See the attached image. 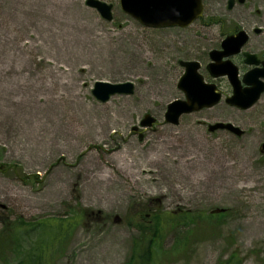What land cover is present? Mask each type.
Returning a JSON list of instances; mask_svg holds the SVG:
<instances>
[{"label": "rangeland", "instance_id": "1", "mask_svg": "<svg viewBox=\"0 0 264 264\" xmlns=\"http://www.w3.org/2000/svg\"><path fill=\"white\" fill-rule=\"evenodd\" d=\"M86 1L0 0V235L9 221L74 220L48 264H125L139 235L136 223L150 210L224 211L220 221L193 227L187 252L167 264H215L233 249L242 264H264V201L256 188L247 189L264 160V92L248 109L231 106L230 82L207 70L210 51L237 30L249 35L242 52L264 60V1L235 0L229 8V0H203V16L166 28L142 25L120 0H102L113 5L108 21ZM230 59L241 75L252 68L242 53ZM193 60L224 96L167 123L168 104L186 99L178 87L180 61ZM97 81H131L135 91L102 102L92 93ZM146 114L156 119L155 130L142 126ZM216 122L244 134L210 131ZM100 125L104 137L90 138ZM130 146L132 167L123 160ZM163 150L187 151L193 160L178 158L157 184L141 170L160 169ZM220 165L226 172L215 186ZM183 231L170 230L165 247ZM6 236L0 264L14 263Z\"/></svg>", "mask_w": 264, "mask_h": 264}, {"label": "water", "instance_id": "2", "mask_svg": "<svg viewBox=\"0 0 264 264\" xmlns=\"http://www.w3.org/2000/svg\"><path fill=\"white\" fill-rule=\"evenodd\" d=\"M245 0H239L244 2ZM87 5L96 8L101 16L113 20V5L102 0H87ZM122 9L148 27L162 28L169 26L186 27L199 17L203 16V0H120ZM235 0H229L228 6L232 8ZM260 32V29H256ZM249 35L244 30L227 36L221 44V49L210 52L211 61L207 69L211 76H226L232 85L231 95L226 94L225 101L235 107L248 109L253 106L264 92V60L256 54L244 52V62L253 66L240 76L239 67L229 58L239 54L248 42ZM185 72L178 81V87L185 93L186 99H175L167 106L165 121L178 124L183 114L213 107L218 104L223 96L215 83L206 82L199 72L198 61H181ZM135 91V84L131 81L111 83L97 81L92 89L93 95L100 101L106 102L116 94L131 95ZM142 126L156 129V119L151 114H146L141 121ZM155 125V126H154ZM137 127L134 128L136 130ZM228 130L238 136L244 134L239 126L231 122H216L209 125L210 131ZM140 138L143 134L140 133ZM264 149V143L262 144Z\"/></svg>", "mask_w": 264, "mask_h": 264}, {"label": "trees", "instance_id": "3", "mask_svg": "<svg viewBox=\"0 0 264 264\" xmlns=\"http://www.w3.org/2000/svg\"><path fill=\"white\" fill-rule=\"evenodd\" d=\"M224 211L199 212L191 210L163 211L154 208L138 219L139 235L134 241V249L125 264H167L170 260L186 253L190 238L194 235L197 224L212 225L225 215ZM76 221L55 219L54 222H31L19 219L5 224L0 237L6 236L9 251L14 253V263L9 264H48L64 239L74 228ZM185 228L176 235L173 245L166 248L164 240L170 230ZM6 233V235H5ZM35 236L36 238H33ZM35 239V240H34ZM215 264H242L238 249H233L225 259H219Z\"/></svg>", "mask_w": 264, "mask_h": 264}, {"label": "bare ground", "instance_id": "4", "mask_svg": "<svg viewBox=\"0 0 264 264\" xmlns=\"http://www.w3.org/2000/svg\"><path fill=\"white\" fill-rule=\"evenodd\" d=\"M264 1V0H263ZM108 127H106L105 132L107 131ZM103 134V136H101ZM89 137L90 138H95L97 137L98 139H102L104 137V129L102 127V125H100V129L99 130H95L94 127L92 126V132L89 133ZM183 144L187 145L188 143H186L185 140H182ZM119 145H115L113 147L114 150H119ZM157 149V148H156ZM249 152H252L251 150H249ZM124 156H123V160H126V162H128V165H130V167H132V156L130 153H132V147H127L124 151ZM137 153V152H136ZM190 155L187 153V151H182L179 154H172V152H167L166 150H163L161 153L160 158H162V166L160 169H156V170H151V169H146V170H141L142 172H146L151 176L152 180L156 181L157 184H159V179H158V174H161V180H162V174H167L168 170L170 171H174L173 169V165L178 162V158H182L183 161H185L186 163H190L193 159L189 157ZM66 162V160H64ZM169 162L171 163V165L169 164ZM59 166L62 168L63 164L60 163ZM121 168H123L124 171H127V167L122 165L120 166ZM95 169H98L97 167H95ZM62 171V170H61ZM225 166L224 165H220L219 166V170L215 169L214 173L216 175H218L217 178L214 179L213 184L215 186H218L221 184V182H218V180L223 179V175L225 174ZM170 174V173H169ZM150 179V177H148ZM139 177L136 179L137 181H139ZM151 180V179H150ZM174 182V181H173ZM171 184V183H170ZM193 185V184H192ZM256 188L259 192L260 198L261 200L264 201V160L261 162L260 164V168H259V172L258 175L256 176L255 180H253V183L251 185V187H247V189L249 188ZM180 187L177 186H172L171 190L173 192H180Z\"/></svg>", "mask_w": 264, "mask_h": 264}, {"label": "flooded vegetation", "instance_id": "5", "mask_svg": "<svg viewBox=\"0 0 264 264\" xmlns=\"http://www.w3.org/2000/svg\"><path fill=\"white\" fill-rule=\"evenodd\" d=\"M257 33H260V32H257ZM213 83V82H212ZM217 85V84H216Z\"/></svg>", "mask_w": 264, "mask_h": 264}]
</instances>
